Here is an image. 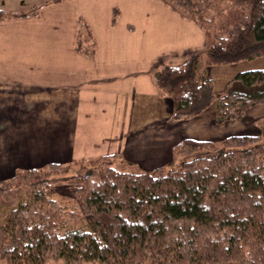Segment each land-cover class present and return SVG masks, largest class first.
<instances>
[{
  "label": "trees",
  "instance_id": "16d2710c",
  "mask_svg": "<svg viewBox=\"0 0 264 264\" xmlns=\"http://www.w3.org/2000/svg\"><path fill=\"white\" fill-rule=\"evenodd\" d=\"M165 1L204 31L209 66L264 57V0ZM37 12L0 10V20ZM82 24L78 52L92 57L95 44ZM202 54L158 71L157 88L174 99L173 120L196 118L216 103L219 124L264 106V69L240 73L216 97L200 71ZM256 124L260 136L186 139L174 150L179 166L165 174L164 167L115 170L122 155L17 169L0 184V204L12 191L31 192L0 221V264H264V119ZM63 170L72 174L66 180L80 211L52 196L51 176ZM82 215L87 224H69Z\"/></svg>",
  "mask_w": 264,
  "mask_h": 264
},
{
  "label": "crops",
  "instance_id": "0c3cea01",
  "mask_svg": "<svg viewBox=\"0 0 264 264\" xmlns=\"http://www.w3.org/2000/svg\"><path fill=\"white\" fill-rule=\"evenodd\" d=\"M33 8L36 15L0 20L1 171L115 154L153 171L174 164L186 139L248 135L264 119V106H254L218 124L216 103L172 119L174 99L156 86L161 68L203 53L200 71L218 97L240 73L264 69V57L209 66L204 31L165 0H0L7 15ZM82 22L92 57L78 52Z\"/></svg>",
  "mask_w": 264,
  "mask_h": 264
},
{
  "label": "rangeland",
  "instance_id": "374dc122",
  "mask_svg": "<svg viewBox=\"0 0 264 264\" xmlns=\"http://www.w3.org/2000/svg\"><path fill=\"white\" fill-rule=\"evenodd\" d=\"M9 6H10V3H9ZM222 7H224L223 3H218L216 9H221ZM256 106H263V105H256ZM253 108H254V106H252V108L248 109L246 111V115L251 110H253ZM238 120H242V119H238ZM252 128L253 127H250V129H249V132H248L249 136H258V135L260 136L263 133L262 130H260L259 126H257L256 123H255V128H253V129ZM231 136H241V135H231ZM231 136H229V137H231ZM225 138H228V137H224L222 139H225ZM222 139H220V140H222ZM220 140L219 141H211V142H220ZM261 141L264 142V138H261ZM115 155H117V154H115ZM114 160L115 161H113V168H115V170H118V171L120 170V171H124V172H129V173H131V172H134V173H142V172H144V170L141 171L138 168H133L132 162H130V161H132L131 158L129 160V158L121 156L119 158L116 157ZM175 162H176V164L174 165V167L176 168L177 166H179L180 159L177 160V158H176ZM40 167H43V166H40ZM163 167H161V168H163V173L162 174L168 173L169 171H171V169H174L173 164L172 165H170V164L169 165H164ZM18 169H21V168H18ZM13 172L14 171H12V173H10L9 171H3V170L1 171L0 170V184H2L4 181H6L9 178H11V176H13ZM69 176H72V174H69V172L64 171V170L62 172L58 173L57 175H52L51 176L50 184H53V191H54L52 193V196L62 206H65L66 208H68V209H70L72 211H75V210L76 211H80L81 210V205L76 201V199L75 200L73 199V194H72V191H71V190H73L72 186H71L72 184L69 183V181L66 180ZM90 187H92V185H90ZM29 192H31V190L30 189L28 190L26 188V189H22V190H18V191H12L9 195H7L5 197V199H3L2 203L0 204V221H2V219H4L7 216L8 212H10L13 209H15L19 205V203L27 201L28 198H27L26 195H28ZM75 214L78 215L77 212ZM75 214H74V216H77ZM88 219H89L88 216L84 217V215H82V216H80V218H78V220L75 223L71 222V221H73V220H71L69 222V224L71 226H73V227L74 226L75 227L76 226L80 227V225L87 224L86 221ZM49 264H63V263H62V261H60V262H55V263L54 262H50Z\"/></svg>",
  "mask_w": 264,
  "mask_h": 264
},
{
  "label": "water",
  "instance_id": "95a60500",
  "mask_svg": "<svg viewBox=\"0 0 264 264\" xmlns=\"http://www.w3.org/2000/svg\"><path fill=\"white\" fill-rule=\"evenodd\" d=\"M159 76V74H157V76L156 77H158Z\"/></svg>",
  "mask_w": 264,
  "mask_h": 264
}]
</instances>
